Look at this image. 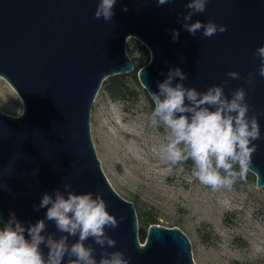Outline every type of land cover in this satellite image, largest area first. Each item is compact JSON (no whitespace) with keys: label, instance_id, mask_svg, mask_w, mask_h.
I'll return each mask as SVG.
<instances>
[{"label":"water","instance_id":"1","mask_svg":"<svg viewBox=\"0 0 264 264\" xmlns=\"http://www.w3.org/2000/svg\"><path fill=\"white\" fill-rule=\"evenodd\" d=\"M189 0L157 6L156 0H117L111 21L95 19L99 0H0V77L23 103L20 116L0 112V218L10 211L25 224L44 218L47 209L34 210L44 193L65 183L76 194L99 193L108 211L126 219L106 229L116 240L112 251H122L130 264H195L192 245L179 228L151 225L145 243L139 239L138 216L132 202L111 186L98 158L91 135L95 99L110 77L134 72L127 41L134 37L150 51V62L138 72L139 82L151 97L170 68L187 74L185 87L206 91L228 80L225 94L244 87L249 115L256 114L261 128L259 146L249 172L257 188H264V77L254 58L264 45V0H210L204 13L192 21L209 20L227 31L211 38L202 31L192 36L182 19ZM127 7L128 11H122ZM172 29L179 30L173 41ZM254 75V84L234 80ZM176 78L173 83H178ZM66 195V193H65ZM47 231L58 238L52 222ZM78 237H69L75 242ZM101 249L91 239L85 242ZM43 247V246H42ZM45 253L47 249H44ZM67 259V258H66Z\"/></svg>","mask_w":264,"mask_h":264},{"label":"clouds","instance_id":"2","mask_svg":"<svg viewBox=\"0 0 264 264\" xmlns=\"http://www.w3.org/2000/svg\"><path fill=\"white\" fill-rule=\"evenodd\" d=\"M174 0H156L157 6ZM210 0H189L182 19L177 17L184 30L192 36L202 31L203 37L211 38L227 31L226 25L209 20L192 21L194 14L204 13ZM117 0H99L95 19L111 21L115 15ZM122 11L127 12V7ZM171 37L179 39V30L172 29ZM261 63L258 75L264 77V45L254 53ZM254 75L242 78L237 71H229L230 79H244L254 84ZM179 78L178 83L173 81ZM188 76L179 67L170 68L158 91L151 92L154 110L150 120L153 125L167 129L166 143L160 154L165 163L181 165L192 162V175L202 184L218 188H231L239 180H246L252 168L253 155L258 151L255 141L261 139V128L256 114L249 115L244 87L232 91L231 98L225 94L228 80L212 85L200 92L195 87H185ZM238 168V170H237ZM0 188H3L0 186ZM57 188L52 194L44 193L34 210L47 209L44 218L27 227L10 211L9 219L0 218V264H130V258L122 251L109 252L116 240L106 229H115L126 217L119 219L108 211L103 197L92 192L76 194L71 184ZM66 193V195H65ZM55 225L61 235L56 238L47 231L48 223ZM69 237H78L70 242ZM91 239L101 249L96 258V248L85 242ZM43 246V247H42ZM47 249L45 253L44 249ZM67 258V259H66Z\"/></svg>","mask_w":264,"mask_h":264},{"label":"rangeland","instance_id":"3","mask_svg":"<svg viewBox=\"0 0 264 264\" xmlns=\"http://www.w3.org/2000/svg\"><path fill=\"white\" fill-rule=\"evenodd\" d=\"M126 47L134 66L150 62V51L138 39L129 38ZM128 83L134 94L127 102L113 100L101 87L90 129L102 170L113 189L134 204L138 226L150 214L160 226L179 228L192 245L195 264H264V188H257L256 176L248 172L231 188L214 190L192 175L191 161L165 163L160 147L167 129L151 123L154 103L139 80L128 77ZM0 112L15 117L23 112L20 97L1 77ZM140 236L139 226L141 242Z\"/></svg>","mask_w":264,"mask_h":264},{"label":"trees","instance_id":"4","mask_svg":"<svg viewBox=\"0 0 264 264\" xmlns=\"http://www.w3.org/2000/svg\"><path fill=\"white\" fill-rule=\"evenodd\" d=\"M141 68L143 67L135 66L134 72L130 75H119V76L110 77L104 81L102 87L113 100L127 102L132 98L134 94L130 89V85L128 83V77H132L136 81L139 80L138 72ZM191 168H192V162H191ZM154 224H158V220L154 215L146 214L141 218L139 223L140 233H141L140 236L141 243L142 242L144 243L146 232L148 231L149 227Z\"/></svg>","mask_w":264,"mask_h":264}]
</instances>
